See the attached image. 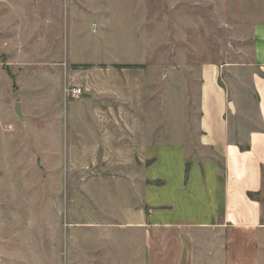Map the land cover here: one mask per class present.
<instances>
[{
    "label": "rangeland",
    "instance_id": "rangeland-1",
    "mask_svg": "<svg viewBox=\"0 0 264 264\" xmlns=\"http://www.w3.org/2000/svg\"><path fill=\"white\" fill-rule=\"evenodd\" d=\"M258 21L264 0H0V264H86L89 254L99 263L116 258L127 238L129 252L140 254L133 229L124 235L113 229L111 236L104 226L107 214L121 217L125 202L140 197L136 179L124 168H107L118 159L113 150L89 149L105 140L89 103L77 119L65 100L96 99L84 78L94 88L107 78L140 80L148 150H160L159 167L178 168L176 150H203L200 70L216 63L233 103L230 140L245 144L261 128L253 87L261 73L254 56ZM78 87L81 94L66 93ZM135 134L129 142L140 150ZM125 156L135 171L137 150ZM93 220L102 224H87ZM128 264H140V257Z\"/></svg>",
    "mask_w": 264,
    "mask_h": 264
},
{
    "label": "crops",
    "instance_id": "crops-1",
    "mask_svg": "<svg viewBox=\"0 0 264 264\" xmlns=\"http://www.w3.org/2000/svg\"><path fill=\"white\" fill-rule=\"evenodd\" d=\"M253 36L254 56L264 72V21L255 23ZM200 71L197 140L203 150H188L185 143V150H176L182 158L178 168L170 162L159 167L160 150H148L144 102L140 107V80L118 82L107 78L94 88L90 79L84 78L86 88L94 91L96 99L86 96L65 100L67 109L70 104L76 107L77 119L78 109L89 103L105 137L104 143H93L88 145L89 149L113 150L118 159L107 168H124V176L135 177L133 187H139L141 194L139 197L136 193V202H125L121 217L110 212L108 222L104 223L112 231L111 236L113 229H120L122 235V231L133 229L140 240V254L129 252L127 238L124 245L115 248L116 258L110 256L112 263L107 255L99 258L98 263L89 254L86 264H128L130 258L139 257L140 264H262L264 205L249 193L264 190V77L261 73L253 77L261 128L250 131L251 148L241 150L229 139V94L220 83V66L204 63ZM66 93L72 94L68 89ZM21 113L19 119H26L27 115L22 110ZM136 132H140V150L132 143ZM73 148L81 147L77 144ZM127 150H137L140 157L133 172L129 171ZM167 152L171 154L172 150ZM138 167L140 176L134 175ZM186 168L187 184L183 182ZM194 180L196 183L192 184ZM87 224L97 227L102 223L93 220ZM92 251L97 253V249Z\"/></svg>",
    "mask_w": 264,
    "mask_h": 264
},
{
    "label": "trees",
    "instance_id": "trees-1",
    "mask_svg": "<svg viewBox=\"0 0 264 264\" xmlns=\"http://www.w3.org/2000/svg\"><path fill=\"white\" fill-rule=\"evenodd\" d=\"M140 66H141V64H140ZM121 67H123V66H121ZM261 74L264 77V72H261ZM257 98H258V96H257ZM229 139H230V137H229ZM233 142H235L240 147L241 150H249L251 148V144L249 141H247L245 144L240 142V141H233ZM263 177H264V167H263ZM263 181H264V179H263ZM249 196L253 199H256V200L263 202L264 201V190L261 192H257V193L250 192Z\"/></svg>",
    "mask_w": 264,
    "mask_h": 264
},
{
    "label": "built area",
    "instance_id": "built-area-1",
    "mask_svg": "<svg viewBox=\"0 0 264 264\" xmlns=\"http://www.w3.org/2000/svg\"><path fill=\"white\" fill-rule=\"evenodd\" d=\"M72 93H73L74 95H79V94L82 93V88H80V87H78V88H73V89H72Z\"/></svg>",
    "mask_w": 264,
    "mask_h": 264
},
{
    "label": "water",
    "instance_id": "water-1",
    "mask_svg": "<svg viewBox=\"0 0 264 264\" xmlns=\"http://www.w3.org/2000/svg\"><path fill=\"white\" fill-rule=\"evenodd\" d=\"M230 104V106L233 108V103H229ZM16 110H17V114L19 115V116H21L22 117V113H21V110H20V105H19V103L17 104V108H16Z\"/></svg>",
    "mask_w": 264,
    "mask_h": 264
}]
</instances>
